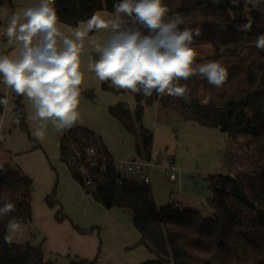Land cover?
Listing matches in <instances>:
<instances>
[{
    "label": "trees",
    "instance_id": "16d2710c",
    "mask_svg": "<svg viewBox=\"0 0 264 264\" xmlns=\"http://www.w3.org/2000/svg\"><path fill=\"white\" fill-rule=\"evenodd\" d=\"M120 0H55L58 21L70 27L91 19L100 10L114 11ZM169 15L179 13L185 26L201 27L202 34L192 46L210 44L213 53L194 60L193 66L219 60L228 69L221 87H214L200 76L187 84L190 102L170 95L151 97L135 94L132 110L120 101L109 107L110 114L135 136L139 158L151 160L154 133L143 123L144 107L158 103L160 109L177 113L181 119L201 126L218 128L228 135L230 146L224 157L226 173H211L207 187L212 197L207 202L211 213L186 209L169 202L159 208L149 183L122 177L115 159L101 135L75 124L59 136V158L74 180L106 208L129 210L134 227L141 234L139 244L153 258L141 264H264V51L256 48V37L264 33V0L245 9L243 0L234 6L231 0H163ZM11 5V0H0ZM252 21L251 31L237 26ZM183 27V25L181 26ZM145 35L148 30L141 29ZM239 47L236 52L223 48ZM2 77H0V83ZM81 88L80 98L94 100V89ZM104 90L118 91L101 82ZM0 98H6L0 92ZM23 95L15 99L19 126L28 132ZM5 105H0V113ZM29 133V132H28ZM238 144V145H237ZM232 146V145H231ZM34 148H41L38 143ZM92 148L94 155L88 153ZM0 202L11 201L16 211L0 216V264H56L40 246L30 243H5L9 221H32L33 180L21 168L0 164ZM56 211L58 221L66 218L55 192L46 198ZM87 232V230L81 231ZM96 260L73 257L69 264H93Z\"/></svg>",
    "mask_w": 264,
    "mask_h": 264
},
{
    "label": "clouds",
    "instance_id": "9594fccd",
    "mask_svg": "<svg viewBox=\"0 0 264 264\" xmlns=\"http://www.w3.org/2000/svg\"><path fill=\"white\" fill-rule=\"evenodd\" d=\"M243 2L247 9L256 7L258 0ZM231 3L238 6L240 0ZM54 4L55 0H33L11 14L5 36L17 42L19 52L14 58L0 55V77L17 95H26L32 102L33 119L51 121L58 132L71 129L79 119L84 79L80 54L89 33H104L95 43L98 58L89 70L116 89L144 97H151L153 92L167 94L189 103L190 90L181 80L200 76L214 87H221L227 80L228 69L219 60L193 66L197 52L192 45L201 36V27L185 26L179 13L169 15L163 0H120L114 4L111 19L106 21L94 13L83 30H72L71 37L60 31ZM251 28L252 21L248 20L237 26V31L248 32ZM141 29L148 30V34ZM255 46L264 51V33L256 37ZM5 104L6 98H0V105ZM43 127L41 124L35 132L38 139L44 136ZM15 211L13 202H0V216ZM21 231L20 221L13 217L7 225L5 243H19L14 237Z\"/></svg>",
    "mask_w": 264,
    "mask_h": 264
},
{
    "label": "rangeland",
    "instance_id": "374dc122",
    "mask_svg": "<svg viewBox=\"0 0 264 264\" xmlns=\"http://www.w3.org/2000/svg\"><path fill=\"white\" fill-rule=\"evenodd\" d=\"M11 2V5H2L0 3V55H6L10 48L12 50L13 46L17 45L14 39L9 40L5 36L9 17L12 13L27 7L33 0H11ZM100 12H103L104 15L100 14L99 16L106 21L114 15V11L104 10ZM85 22H82L80 27L85 25ZM58 24L67 29V33L64 34L69 37L72 35V30L79 27V25L70 27L59 21ZM103 35V32L89 33L83 41V48L80 54V71L83 73L84 79L80 87L83 89H94L96 98L94 100L80 98L79 119L76 124L101 134L112 152H119L123 155L129 153L130 155L124 158H131L134 156L133 135L110 114L109 106L114 100L120 99L126 101L130 107H133L132 105L135 103L134 97L128 90L117 89L118 91H111L102 89L101 81L93 71L89 70V66L94 64L98 58V54L95 51V43ZM192 47L197 52L196 59L213 53V47L210 44ZM238 48L237 46L223 48L222 52H236ZM25 99H27V103ZM10 103L12 105L11 110L9 108L11 107ZM22 103L29 133L19 126L18 114L15 110L16 104L11 99L7 103V109L9 108L7 116L8 120L12 119L11 116H13V119L10 125L3 126L0 136V154H5L8 158L13 157L6 160V164L20 168L23 165L29 173L31 172L30 176L34 180L36 192L44 196L48 194L46 198L55 192V200L58 201L56 197H58L60 182H63V177L70 173L66 166L63 167L58 156L60 132L54 128L51 121L33 119L35 110L26 95H23ZM144 116L149 127L154 130H152L154 133L151 153L152 164L149 166L147 174L151 179V184L149 185L156 192L158 207L161 208L169 202H183L184 205H187L186 202L193 199L198 202L197 205H193L194 208H198L204 214L211 213L207 199L200 195L192 194L190 189L197 187L198 190H203L204 194L211 193L207 187L208 183H206L208 175L228 172V167L223 162L227 149L230 146L231 150L236 152L238 147L233 144L228 146V135L220 129L185 121L175 112L170 113L165 111V109H161L156 114L154 107L151 105L144 110ZM41 124L44 125L41 129L44 132V136L42 139H38L35 136V132ZM5 142L11 147L8 148ZM35 143H38L41 148H34ZM168 159L175 161V166L177 167L175 179H171L166 173ZM22 229H25L26 233H30L29 226L25 225ZM19 236H21V233ZM131 248L138 249L137 251L143 255H138L136 264L147 260H144L148 254L144 245L138 242ZM151 258L153 257L151 256Z\"/></svg>",
    "mask_w": 264,
    "mask_h": 264
},
{
    "label": "crops",
    "instance_id": "0c3cea01",
    "mask_svg": "<svg viewBox=\"0 0 264 264\" xmlns=\"http://www.w3.org/2000/svg\"><path fill=\"white\" fill-rule=\"evenodd\" d=\"M100 11L96 12V14L98 16L100 14L104 15V13ZM81 24L82 22L79 24L78 28L83 30L86 25L80 27ZM58 27L61 32L67 33V29L65 27L59 24ZM18 52L19 46L17 44L16 46H13L12 50L10 48L6 55H9L10 57L14 58L18 54ZM0 92L6 97L7 103L8 101L10 102L11 99L15 101V99L17 98V94L10 87L6 86L3 83V78L0 83ZM116 101L120 102L123 100H114L113 102H111L110 106L116 104ZM134 101L135 103L134 105H132L133 107H130L128 105L130 109L135 108V98ZM25 102L27 103V99H25ZM147 106L151 105H146L144 107V110ZM152 106L154 107L156 114L157 112L161 111L160 107L158 106V103H154L152 104ZM9 108L11 110L12 105ZM8 109L7 104H5L4 111L0 113V136L2 134L3 126L10 125L13 119V116H11L12 119L8 120ZM165 111L170 113L172 112L169 110ZM143 123L147 128L151 129L149 127V124H147L146 122L145 116H143ZM133 138L134 156L131 158H124L128 157L130 155L129 153L123 155L119 152H112L105 140H103L115 160H127L138 157L135 151L134 135ZM5 145L8 148L11 147V145H8L7 142H5ZM4 151L6 150L4 149ZM12 158L6 157L5 154H0V164H6L5 161ZM168 161L169 162H167V164H171L176 168L175 171L177 174V167L175 166V161L171 159H168ZM62 164L63 167L66 166L64 163ZM66 168L68 167L66 166ZM21 170L28 176L31 175V172L29 173V171H27V169L23 165ZM148 177V183L151 184L150 176L148 175ZM62 181L63 182H60L59 192L57 193L58 197H56V199L61 204L66 218L58 221L56 219V211L59 207H49L46 201V195L48 194H45L44 196L39 194V192H36L35 189H33L32 221L30 224H21V228L25 225L29 226L30 233H26L25 229H22L23 232H20L21 236H19V233L18 236L14 238V240L18 238L20 241L19 243L28 242L33 246H40V248L44 251L45 256L48 259L54 261L56 264H69L70 259L73 257L87 260L95 259L96 261L93 264H136L138 261V255H143L141 252L137 251L138 249L135 250V248L131 247L135 246L138 242H140L141 234L134 227L129 210L119 208H106L102 203L95 200L90 194H87L81 184L74 180L70 173H68L67 176H64ZM190 190L192 194L200 195L201 197L206 198L207 200L208 198L212 197V193L209 192L207 194H204L203 190H198L197 187L191 188ZM152 191L157 204L156 192L153 188ZM186 203L189 206L184 205L183 202H177V204H179V206H182L183 208L199 210L198 208H194V206L198 204L196 200L190 199ZM199 211L202 212L201 210ZM84 230H87V232H81ZM145 248L147 249L148 254L147 256H145L144 260H149L151 256L153 257V254L148 250L146 246Z\"/></svg>",
    "mask_w": 264,
    "mask_h": 264
},
{
    "label": "built area",
    "instance_id": "2783aa9c",
    "mask_svg": "<svg viewBox=\"0 0 264 264\" xmlns=\"http://www.w3.org/2000/svg\"><path fill=\"white\" fill-rule=\"evenodd\" d=\"M88 153L94 152L92 148L87 149ZM115 166L121 173L122 177L136 178L140 181L149 182L147 175V169L152 164V160L141 159L139 157L127 159V160H116ZM166 173L171 179H175L176 171L175 167L171 164H167Z\"/></svg>",
    "mask_w": 264,
    "mask_h": 264
}]
</instances>
